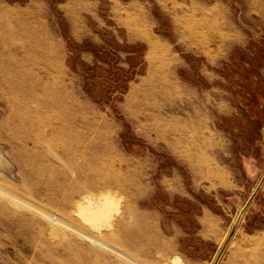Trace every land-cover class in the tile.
<instances>
[{
  "label": "rangeland",
  "instance_id": "obj_1",
  "mask_svg": "<svg viewBox=\"0 0 264 264\" xmlns=\"http://www.w3.org/2000/svg\"><path fill=\"white\" fill-rule=\"evenodd\" d=\"M187 193L264 264V0H0V264H201Z\"/></svg>",
  "mask_w": 264,
  "mask_h": 264
},
{
  "label": "crops",
  "instance_id": "obj_2",
  "mask_svg": "<svg viewBox=\"0 0 264 264\" xmlns=\"http://www.w3.org/2000/svg\"><path fill=\"white\" fill-rule=\"evenodd\" d=\"M184 196L185 208H172L175 213L170 214L168 220H165L166 217L164 216L166 215L163 214L164 218L160 217V227L162 231L171 232L170 235L168 234V238L175 237L177 241H180L176 245L177 252L182 251L189 257V261L204 264L212 259L217 249V243H212L210 237L211 224L217 225L221 220L220 215L226 217L231 215L232 212L237 214L239 212L237 204L241 201V196L236 194L226 196L225 193L211 195L214 207H210L207 201L194 198L191 193Z\"/></svg>",
  "mask_w": 264,
  "mask_h": 264
},
{
  "label": "bare ground",
  "instance_id": "obj_3",
  "mask_svg": "<svg viewBox=\"0 0 264 264\" xmlns=\"http://www.w3.org/2000/svg\"><path fill=\"white\" fill-rule=\"evenodd\" d=\"M93 204H95V206L97 207L98 205H102V201H96V202H93Z\"/></svg>",
  "mask_w": 264,
  "mask_h": 264
},
{
  "label": "water",
  "instance_id": "obj_4",
  "mask_svg": "<svg viewBox=\"0 0 264 264\" xmlns=\"http://www.w3.org/2000/svg\"><path fill=\"white\" fill-rule=\"evenodd\" d=\"M218 260H219V259H218ZM217 262H218V261H217ZM217 262H216V260H215V261H214V264H216Z\"/></svg>",
  "mask_w": 264,
  "mask_h": 264
}]
</instances>
